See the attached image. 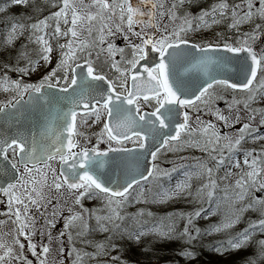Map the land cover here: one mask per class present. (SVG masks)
<instances>
[{"label": "snow or ice", "instance_id": "obj_1", "mask_svg": "<svg viewBox=\"0 0 264 264\" xmlns=\"http://www.w3.org/2000/svg\"><path fill=\"white\" fill-rule=\"evenodd\" d=\"M190 2L0 0V215L14 226L0 264L53 252L51 264H114L116 239H171L178 220L185 243L225 234L217 253L251 247L242 264H264V0H213L195 16ZM225 22L228 34L193 35ZM81 125L99 130L81 142ZM189 149L199 155L157 163ZM180 198L190 211L125 212Z\"/></svg>", "mask_w": 264, "mask_h": 264}, {"label": "rangeland", "instance_id": "obj_2", "mask_svg": "<svg viewBox=\"0 0 264 264\" xmlns=\"http://www.w3.org/2000/svg\"><path fill=\"white\" fill-rule=\"evenodd\" d=\"M229 2H232V0H229ZM211 3H213V0H191L190 3L185 5V9L187 12H189L191 15L195 16L199 13V11L202 8H206L208 7ZM22 11V8L20 6H15L11 9V12L13 14H18ZM226 23L224 24H220V25H215L213 26L210 30H202L200 33H195L193 35H201L204 37H211L214 35V33L216 32H225L227 33V28H226ZM3 25H0V28H2ZM248 30V26L245 25L242 27V31H246ZM234 35V34H233ZM23 39V38H22ZM116 43L118 45H123V41L122 39H117ZM4 59V55L2 53H0V60ZM11 75L13 77L16 76L15 73H11ZM38 77L34 76L32 77V79H37ZM4 93L0 92V100H3L5 98ZM219 106L223 107L224 106V102L220 101L219 102ZM254 107H264V101H259L256 104L253 105ZM242 107V106H241ZM236 128H239L240 125H236ZM99 130V125L95 126L92 129L87 128L86 126H79L78 127V131L80 133H82L83 135L79 137V139L81 140V142H83L84 136H92V133L94 131H98ZM261 131L264 132V127L261 128ZM93 141H94V137H92ZM248 146H254V145H248ZM189 154H193V155H199V153L194 150V149H189L186 150L185 152L182 153H174V152H165L162 155L159 156V159L157 161V163L159 164V166L161 168H169L172 165L170 163H168V161L171 160H176L177 156L179 155H189ZM101 202L98 200H85L84 201V207L86 208H92V207H100ZM170 207V208H169ZM193 205L189 204L184 198H180V199H176L173 201H169L167 203L164 204H156V203H132L129 206L126 207L125 212H127L129 215L131 214H135L138 209L140 208H144L146 211H151L153 212L154 216L156 218H160V217H164L167 216L169 213H173V212H178V211H190L192 209ZM256 213H252L251 211L248 212V214H245L243 219H245L246 221L249 218H256ZM219 220V215H217L216 217H211L209 218V220H202V219H198L196 224L198 227H200L201 229L206 228L210 223H215ZM90 224H95V221L92 220L90 221ZM183 224L184 222L182 220H178L177 221V228H180V230L183 228ZM63 225V221L60 222L59 227H56L54 230V234L55 232H58ZM38 226H40L39 222H38ZM246 226V224H244L242 221L241 223H239L238 225H236L233 229L232 232H236L241 230L242 228H244ZM11 229H8L7 225L4 224H0V236H2L4 233L6 232H11ZM179 231V230H178ZM106 233H99V232H95L93 233L89 238L90 239H95V240H102L104 239V237L106 236ZM6 239H11L10 236L5 237ZM225 234H212V235H208V234H204L201 238H199L198 240L192 242V244H187V243H183V247L180 248V252L185 249V248H190L193 253H194V257L193 258H184L180 255L179 260H177V262H174L172 264H201L200 262H198V250L203 247V248H210L213 247L215 245V243L219 240H223L225 239ZM117 240V239H116ZM184 241V240H183ZM211 242H213V244H211ZM213 245V246H212ZM78 247L80 246L79 244L77 245ZM214 248V247H213ZM88 250H92V249H88ZM246 250H250V253L248 254L251 255L253 253V249L251 250L250 247ZM241 251V250H240ZM240 251H231L229 252L232 255H237L240 254ZM245 251V250H244ZM216 252V251H215ZM217 255H219L220 257H223L225 255H227V253L224 254H219L216 252ZM56 253L53 252L51 254V257H55ZM110 256H118L119 259L117 261L114 262V264H140L138 262H132L130 263L128 260V257L123 255V251L121 250V247H117L116 250L112 251L110 253ZM51 257L49 260V264H51ZM151 264H157V263H151ZM205 264V263H203Z\"/></svg>", "mask_w": 264, "mask_h": 264}, {"label": "trees", "instance_id": "obj_3", "mask_svg": "<svg viewBox=\"0 0 264 264\" xmlns=\"http://www.w3.org/2000/svg\"><path fill=\"white\" fill-rule=\"evenodd\" d=\"M242 222L246 224L245 219H242ZM178 230L180 228H177V233L171 239H159L150 234L143 237L138 243L127 238L124 240L117 239L115 243L120 245L123 255L128 257L130 263L151 264L154 262L157 264H172L179 260L180 248L183 247L184 243L183 239L178 235ZM250 249L252 250L251 247ZM198 252V262L201 264H242L250 250H241L240 254L237 255L227 252V255L223 257L217 255L213 247L209 249L201 247Z\"/></svg>", "mask_w": 264, "mask_h": 264}, {"label": "flooded vegetation", "instance_id": "obj_4", "mask_svg": "<svg viewBox=\"0 0 264 264\" xmlns=\"http://www.w3.org/2000/svg\"><path fill=\"white\" fill-rule=\"evenodd\" d=\"M4 210H5V205L4 204H0V213H3ZM0 220H3L4 221L3 224L4 225H7L8 226V229H11V230L13 229V227H14L13 224L11 223V221L6 216L0 215ZM61 221H62V219L57 222L56 227H59V224H60ZM38 222H39V224H41L42 223V220H38ZM29 257H30V254H29Z\"/></svg>", "mask_w": 264, "mask_h": 264}, {"label": "water", "instance_id": "obj_5", "mask_svg": "<svg viewBox=\"0 0 264 264\" xmlns=\"http://www.w3.org/2000/svg\"><path fill=\"white\" fill-rule=\"evenodd\" d=\"M0 127H2V126H0Z\"/></svg>", "mask_w": 264, "mask_h": 264}]
</instances>
